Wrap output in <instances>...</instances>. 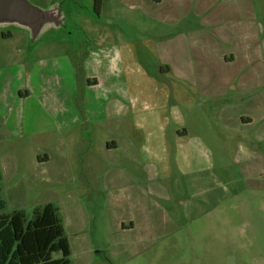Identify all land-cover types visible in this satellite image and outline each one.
<instances>
[{"label":"rangeland","instance_id":"374dc122","mask_svg":"<svg viewBox=\"0 0 264 264\" xmlns=\"http://www.w3.org/2000/svg\"><path fill=\"white\" fill-rule=\"evenodd\" d=\"M145 2L133 13L116 0L99 9L94 0H0L1 213L31 219L53 204L72 264H264V0L218 3L227 30L201 57L212 79L197 78L192 48L202 45L203 26L193 11L175 27L154 18L166 12L164 0ZM138 13V36L110 35ZM163 24L182 35H149ZM91 49L118 57L111 96L128 99L137 82L155 114L164 85L171 96L172 82L189 84L192 101L169 97L163 110L182 115L166 130L165 161H147L146 136L132 139L125 105L85 88ZM163 63L192 69L186 80L171 70L155 86L143 73H165ZM174 128L185 134L179 146ZM130 155L138 171L125 162Z\"/></svg>","mask_w":264,"mask_h":264},{"label":"crops","instance_id":"0c3cea01","mask_svg":"<svg viewBox=\"0 0 264 264\" xmlns=\"http://www.w3.org/2000/svg\"><path fill=\"white\" fill-rule=\"evenodd\" d=\"M116 1H119L120 2L119 4H122L124 6L128 5L130 9L133 8L132 9L133 13L135 12V10L136 11L140 10L141 9L140 7H142L141 5L148 4L147 2H145L148 0H116ZM225 1L226 0H223L222 2L221 0H164L165 5L167 6L166 12L163 11V16H159V17L156 15L154 16V18L164 21L163 23L165 25L172 23L176 27L177 24L181 22L180 15L181 16L188 15L190 14L191 11H193L195 18H197L200 21V24H202L203 28L197 29L198 31L197 35L199 36V39L201 38L202 45H198L192 48L193 53H194V58L196 59L195 68H197L198 70L201 69L203 73L197 76L198 79H205V76H206V79L208 78L212 79L213 77V73H209V74L204 73L203 70L207 66H209V64H205L204 63L205 61L201 60V57L203 56L204 53H207L208 51L210 52V50L203 51V50H206L204 49V46L209 45L210 46L209 48L211 49L212 45L217 44V41L219 40L220 36L223 34V31L227 30L224 26L222 27H224L225 29L223 31L221 30L220 22L224 18L221 17V9L218 7V3H223ZM101 5L103 6V0H102ZM144 8L147 9L146 7H143V9ZM149 14H151L149 10L144 11V15L150 16ZM135 15L137 16V19H138L139 13L138 14H128V21L130 23L129 29L119 30V32H117L118 30L110 31L109 32L110 35L120 36L121 34L122 36H129V37L138 36L139 35L138 33L140 32V30L137 28L140 26L135 23ZM164 24L161 28H154L152 33H149V35L157 36L158 32L160 31L168 32L169 34L165 35V37H169V38L170 37L172 38L173 36H176V35H182V33L179 31L175 33V30L177 29L175 30L169 29V31H166L167 28H163L165 26ZM172 31L175 33L174 35H171L173 33ZM228 32H231L230 28L228 29ZM223 35L225 36V34ZM104 36H108V35H103V37ZM175 50L182 51V48L176 47ZM84 51L85 53L88 52L87 58L83 61L86 70H88V74H87L88 81H87L85 88L90 91L96 92L97 93L96 95H91V96H99V99L102 100L103 102L109 103L111 100L116 99L117 101L125 105L126 114L129 116L127 118L130 119V123H131L130 129H131L132 139L134 135L139 134V131L143 132L146 136V143L144 142L142 146L145 147V150L148 154L147 161L150 163H155L154 161H159V160L161 162H163V160L165 161L168 155L167 144H166L167 142L166 130L171 120L172 121L176 120L178 122L180 119H182V115L180 114L178 110H177L178 111L177 113V111L172 109V113L170 115L171 118H167L166 117L167 114L163 113V110H165V108L168 105L169 97H171V101H174V103L177 101H183V102L192 101V99H189L192 96H186L188 92L184 89V85L187 86L189 84L185 81H181L180 83L177 81L174 84L172 82L173 93L171 94V96H169L166 86L165 85L164 87L162 86L163 88H165V90L161 91L160 93H161V96H165L166 98L164 100V103L162 100L160 101V104H162V106L160 107L161 110L159 114H155L151 111L152 107L149 101H147L146 99L147 97L151 96L149 95L147 87H144L143 85L141 87L140 84H138L137 82L135 83L134 81H132L133 86L134 87L137 86V87L136 89H134V92L132 95L130 93L126 95L128 96V99L124 98L125 96L120 97L118 94H116V96H111L110 87L113 86L114 89H117L116 88L117 83L113 82V84H109L108 71L110 75H112L114 74L112 72V69L116 70L119 67V63H117L118 61L117 55H114V56L108 55V53H106V51L103 49L101 51H102V55L103 53L104 55L103 57L101 56L102 57L101 59H99L96 55L97 51H95L94 49L84 50ZM108 60L111 62V64L108 62ZM166 64L163 63V65H165V68H166L165 73L161 72L159 75H157L154 72L147 71L146 73L144 72L143 75L148 77L151 83L157 86L158 85L157 83H161L160 82L162 80L161 76L164 79L171 78V75H172L171 70H175V69L179 70L181 75H179V73L177 72V74L179 75L177 77L180 79L186 80L185 77H182L185 70L192 69L191 66L185 67L182 64H177V63L176 65H174L175 67L174 66L171 67L170 65H166ZM134 65L137 67L138 73H140L141 66H142L140 62L136 61L135 59ZM109 67H110V70H109ZM125 67H127V69L130 68L128 66H125ZM146 70L148 69L146 68ZM164 79L162 81H164ZM134 84H136V86ZM212 85L213 84H211V86ZM172 107L175 108L174 105H171V108ZM117 115H119V113ZM148 115L152 116L151 123H149L148 121L149 120ZM173 130H175L173 141L178 143L176 146H179V144L181 145V139H182L181 137L185 136V134L182 132V135H178V133H176L177 128H174ZM106 145H107V150H112V149L117 150L119 148V145L116 141H113L110 144L108 141H106ZM128 147H131V144H128ZM125 162H127V164L131 167L132 171H138L140 169V163L138 159L136 158L135 160V158H131V155L130 157L125 159ZM182 163L183 161L180 159L178 164L182 165Z\"/></svg>","mask_w":264,"mask_h":264},{"label":"trees","instance_id":"16d2710c","mask_svg":"<svg viewBox=\"0 0 264 264\" xmlns=\"http://www.w3.org/2000/svg\"><path fill=\"white\" fill-rule=\"evenodd\" d=\"M101 4L102 0H94L96 9ZM4 207L0 199V264H72L70 246L53 204L34 209L31 219L19 210L1 213ZM54 252H60L61 257L53 258Z\"/></svg>","mask_w":264,"mask_h":264}]
</instances>
